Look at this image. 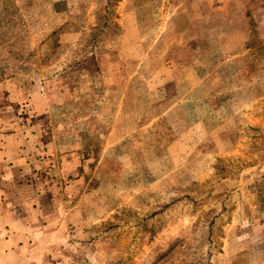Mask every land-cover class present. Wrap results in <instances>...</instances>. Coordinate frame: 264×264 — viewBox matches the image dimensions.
Here are the masks:
<instances>
[{
	"label": "rangeland",
	"instance_id": "1",
	"mask_svg": "<svg viewBox=\"0 0 264 264\" xmlns=\"http://www.w3.org/2000/svg\"><path fill=\"white\" fill-rule=\"evenodd\" d=\"M240 14L0 0V264H264V29Z\"/></svg>",
	"mask_w": 264,
	"mask_h": 264
},
{
	"label": "crops",
	"instance_id": "2",
	"mask_svg": "<svg viewBox=\"0 0 264 264\" xmlns=\"http://www.w3.org/2000/svg\"><path fill=\"white\" fill-rule=\"evenodd\" d=\"M221 9L223 11H229L235 6L240 20H244L246 17L253 21L252 27L254 29H264V0H219ZM226 9V10H225ZM246 13V14H245ZM243 26V25H242ZM249 27L251 31H249ZM246 26L244 29H239L238 32L244 34V36L254 35L253 28ZM241 34V35H242Z\"/></svg>",
	"mask_w": 264,
	"mask_h": 264
}]
</instances>
